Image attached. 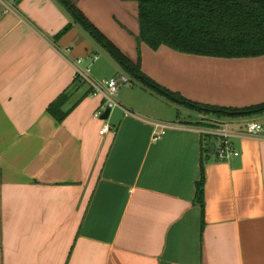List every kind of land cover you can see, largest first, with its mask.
Masks as SVG:
<instances>
[{
  "label": "crops",
  "instance_id": "0c3cea01",
  "mask_svg": "<svg viewBox=\"0 0 264 264\" xmlns=\"http://www.w3.org/2000/svg\"><path fill=\"white\" fill-rule=\"evenodd\" d=\"M9 1H0V264H264V131L234 137L240 155L220 161L200 128L227 118L190 109L199 117L183 118L165 97L116 76L55 0ZM74 1L138 61L137 2ZM140 50L147 76L193 102L264 103V56ZM78 60L96 80L129 79L107 122L115 132L100 134L104 99L75 83ZM67 90L76 106L59 123L48 108ZM246 119L233 128H264V115ZM158 123L171 127L155 140ZM203 160L204 211L196 202Z\"/></svg>",
  "mask_w": 264,
  "mask_h": 264
},
{
  "label": "trees",
  "instance_id": "16d2710c",
  "mask_svg": "<svg viewBox=\"0 0 264 264\" xmlns=\"http://www.w3.org/2000/svg\"><path fill=\"white\" fill-rule=\"evenodd\" d=\"M73 20L98 44L111 53L128 76L144 88L194 111L218 118H253L264 115V103L245 108H227L193 102L147 76L141 66L142 43L154 51L166 46L174 51L197 56L226 59L264 56V0H125L139 8V34L136 36L139 58L130 60L78 8L74 0H55ZM67 26L61 35L73 26ZM79 78H76L78 82ZM81 80V79H80ZM82 84H85L82 81ZM92 94L90 88L88 95ZM71 92L60 95L48 108L62 123L75 108ZM206 146L212 153L211 145ZM205 165L197 182L196 202L204 211Z\"/></svg>",
  "mask_w": 264,
  "mask_h": 264
},
{
  "label": "built area",
  "instance_id": "2783aa9c",
  "mask_svg": "<svg viewBox=\"0 0 264 264\" xmlns=\"http://www.w3.org/2000/svg\"><path fill=\"white\" fill-rule=\"evenodd\" d=\"M2 3L10 6L9 0H0ZM81 60H78L75 64L76 78L81 79L87 83L92 89L91 96H102L104 102L98 112L95 114V118L101 119L102 115L106 110L110 109L111 113L115 108L120 107V103L117 101V94L121 84H128L129 79L127 77H122L120 79L112 78L109 80H96L91 75V70L89 68L81 67ZM104 120L100 134L104 135L108 132H115L114 129ZM156 132L154 139H161L167 130L171 127L167 124L158 123L155 125ZM234 126L229 123H214L207 127H201L200 133L205 136L214 137L219 139L221 144L215 148L216 154L220 161H226L232 156H239V152L236 151L232 139L234 137H259L264 131L263 125L257 121H250L243 126V129L237 130L233 128Z\"/></svg>",
  "mask_w": 264,
  "mask_h": 264
},
{
  "label": "rangeland",
  "instance_id": "374dc122",
  "mask_svg": "<svg viewBox=\"0 0 264 264\" xmlns=\"http://www.w3.org/2000/svg\"><path fill=\"white\" fill-rule=\"evenodd\" d=\"M82 29V28H81ZM82 31L86 34V35H88L87 34V32H85L83 29H82ZM89 36V35H88ZM90 37V36H89ZM98 46V48H97V51H98V54L99 55H101V56H106V57H108L109 59H111L116 65H117V69H118V74H115L116 76H119V75H121V74H125V75H127L128 76V74L119 66V64L117 63V61L113 58V56L111 55V53L110 52H108V50H106L103 46H101L100 44H97ZM93 77V76H92ZM129 77V76H128ZM94 78V77H93ZM133 81V80H132ZM133 82H136V81H133ZM165 99H167V98H165ZM166 101H168L167 103H170L169 105H174V106H172V107H174V109L175 108H177V110H174L175 112L174 113H180L181 114V116H183V118H198L199 117V115H198V113H196V112H193V111H190L188 108H186L185 106H183V105H181V104H178V103H176L175 102V104H173L174 102L173 101H171V100H166ZM172 103V104H171ZM169 113V115H171L172 114V112L170 111V112H168ZM252 119H257V117H253ZM110 119H108L106 122H108ZM227 122H222V123H229V124H232L233 122L232 121H234V122H238V123H240L239 121H242V120H247L246 118H244V119H241L240 117H228L227 119ZM250 122V121H249ZM216 123H218V122H216ZM210 141H212V143H214L213 145H217V146H220V144H221V142L219 141V140H217V139H215L214 137H211L210 139H209Z\"/></svg>",
  "mask_w": 264,
  "mask_h": 264
},
{
  "label": "water",
  "instance_id": "95a60500",
  "mask_svg": "<svg viewBox=\"0 0 264 264\" xmlns=\"http://www.w3.org/2000/svg\"><path fill=\"white\" fill-rule=\"evenodd\" d=\"M110 115H111V110L108 109L105 111V113L102 115L101 119L102 120H108L110 118ZM215 148L216 146L215 145H211V149H212V152L215 153Z\"/></svg>",
  "mask_w": 264,
  "mask_h": 264
}]
</instances>
